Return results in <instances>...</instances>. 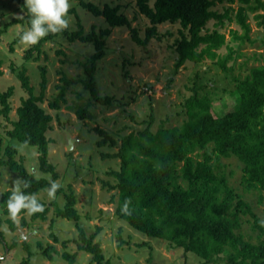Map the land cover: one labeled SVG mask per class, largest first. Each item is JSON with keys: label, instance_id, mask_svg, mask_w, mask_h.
Instances as JSON below:
<instances>
[{"label": "rangeland", "instance_id": "1", "mask_svg": "<svg viewBox=\"0 0 264 264\" xmlns=\"http://www.w3.org/2000/svg\"><path fill=\"white\" fill-rule=\"evenodd\" d=\"M85 1L100 9L106 5L121 7L118 13L127 17L142 39L146 38V30L151 27V23L140 13L136 0ZM70 4V33L82 28L84 36L93 32L100 36L103 30H111L109 35L103 37L106 41V56L97 62L94 75L99 96L110 97V105L97 102L84 84L90 79L86 67L95 53L93 43H84L79 39L71 42L67 37L58 36L43 43V53L38 62L26 61L25 52L32 46L13 43L28 25L13 24L6 27L13 19L23 17L25 11L13 0H0V31H5L0 34V70L4 73L0 78V90L7 92L11 87L15 90L9 100L12 107L10 120L0 114V161L8 159L5 154L7 147L19 142L8 137V132L13 129L12 122L18 120L17 109L22 105V100L28 98L18 74L22 68H27V75L38 96L41 92V67H46L48 86L45 100L40 105L52 116L47 132L50 140L48 160L58 173L55 181L64 189V194L56 193L54 199H50L46 191H41L37 198L44 203V209L49 210L47 220H32V214L26 211L14 221L15 230L7 222L12 219L3 213L0 206L3 220L1 230L10 247L7 249L0 241V264H20L25 261L30 264H70L62 257L64 253L77 254L74 264H96L91 254L79 249L78 225L85 230L88 238L99 231L94 243L101 245L106 260L113 264H228L221 260L207 263L194 253L175 248L168 241L149 238L119 219L115 215L118 191L114 186L117 181L110 173L119 171L121 164L119 159L105 158L104 155L118 152L122 139L133 132L138 134L149 129L157 133L161 128L181 126L187 118L185 101L194 95L196 89L200 95L213 99L217 111L232 108L234 97L231 95L237 83L233 77L243 79L251 68L264 63V29L258 26L260 20L254 18L255 14H247L251 26L250 37L254 43L247 41L241 46L231 40L232 30L243 34L235 21L225 20V26L217 28L225 33L227 40V44L217 50V54L228 55L227 45L238 51L235 60L228 63V66H233V71L227 75L216 64L217 60L179 64L180 56L176 50V43L182 38L179 23L158 26V33L143 47L133 40L129 28H111L105 18L94 16L77 1L70 0ZM239 6L237 0L234 3L224 0L213 9L224 13L232 8L234 17ZM258 13L264 11L259 10ZM215 22L210 21L207 29H216ZM12 44L14 51L10 50ZM239 53L242 55L237 56ZM66 79L69 84H66ZM62 86L66 87L67 103H62L60 110L51 109L49 102L59 97ZM79 108L89 110L92 118L78 119L75 110ZM0 109H3L1 104ZM96 128L107 131L117 144L112 146L108 143L101 147L99 142L103 137ZM68 135L73 140L71 150ZM40 153V149L34 146L23 151L17 149L15 160L21 161L20 158L24 157L27 171L36 179L53 180L52 174L40 170ZM221 169L230 185L243 194L256 215L264 220V202L259 204L257 193L245 191L241 184V163L236 158H223ZM18 177L9 167L0 166V197L11 190L12 182ZM71 192L77 198L75 208L80 215L78 223L58 217L57 207L53 205L57 203L58 208L63 209L67 201L65 193ZM23 219L28 223L27 226H23ZM250 220L249 216H242L240 232L246 239L256 243L259 231L253 229V221ZM13 244H16L14 248ZM49 246L55 247L57 251L53 252V261L44 255Z\"/></svg>", "mask_w": 264, "mask_h": 264}, {"label": "trees", "instance_id": "2", "mask_svg": "<svg viewBox=\"0 0 264 264\" xmlns=\"http://www.w3.org/2000/svg\"><path fill=\"white\" fill-rule=\"evenodd\" d=\"M20 4L25 11L21 18H15L6 27L13 24L29 25L30 17L24 0H13ZM77 1L83 8L96 17L105 18L111 28L127 27L132 33L133 40L140 46L146 47L150 40L158 33V26L166 23L177 24L182 27V38L178 41L177 52L180 56L179 64L187 61L201 63L206 59L216 61L221 71L231 75L233 66H228L235 60L236 51L227 45L228 55L221 56L217 50L227 44L225 33L217 28L225 26V20L235 21L240 25L243 34L232 30V42L245 44L251 40V26L247 21V14H255L258 26L264 29V0H237L240 4L236 15L232 17L234 9H227L220 13L213 8L224 0H136L142 15L149 19L151 27L146 30V38L142 39L136 28L126 16L119 14L121 7L112 8L106 5L103 9L85 0ZM234 3L235 0H229ZM216 21V29L210 31L207 26L210 21ZM186 31L189 33L187 35ZM5 31H0V34ZM111 33L110 29L103 30L101 35L96 33L84 36L82 28L70 33L68 28L60 33L44 37L38 44L25 52L26 61L40 60L43 53V43L54 40L58 36L69 38L71 42L79 39L84 43H93L95 53L90 58V65L86 67L89 82H84L87 89L97 102L104 105L111 104L110 97L101 98L96 88L94 75L96 64L106 56V41L104 36ZM20 36L13 44L20 42ZM13 44L10 50L14 51ZM242 55L239 53L237 56ZM1 66V62H0ZM27 68H22L18 74L23 90L28 98L22 100L17 109L18 120L12 122L13 129L8 132L10 140L23 142L29 140V146L40 149L39 166L46 174H52L53 180L58 178L54 165L49 163V144L47 132L50 129L52 116L40 104L45 100L48 78L47 68L41 67V92L37 96L31 85ZM4 75L0 70V78ZM237 82L232 91L233 107L217 111L213 99L200 95L198 89L194 95L186 99L184 112L187 116L181 126L161 128L157 133L151 130L131 133L122 139L118 152L104 155L105 158L120 160V170L110 174L116 179L114 188L118 191L115 215L129 224L133 229L149 238L168 241L175 248H181L185 253H194L207 263L225 261L228 264H264V227L261 219L254 212L253 206L244 199L229 183L225 172L221 169L223 158H236L242 165L241 184L247 192H256L259 204L264 202V63L253 67L243 79L233 77ZM77 82V81H76ZM75 82V83H76ZM66 84L69 81L66 79ZM66 87L62 86L59 97L49 102L51 109L60 110L65 98ZM14 88L7 92L0 90V114L8 120L12 111L9 100L14 95ZM80 120L91 119L92 113L86 109L75 110ZM103 137L99 142L101 147L111 143L117 144L107 131L96 128ZM7 160L0 161V166H7L22 179L31 181V187L26 193L37 195L50 186L47 179H36L30 174L21 157L15 160L17 149L10 145L6 148ZM108 184V183H106ZM64 194V189L56 192ZM11 190L0 197V206L5 215L7 200ZM66 205L58 208V217L80 221V215L75 208L77 198L74 192L65 193ZM127 198H130L131 215H123L121 208ZM42 203V202H40ZM44 206V203H42ZM48 209L32 214V220H47ZM26 211L20 213L23 216ZM242 216H249L253 221V229L258 230V241L253 243L246 239L242 232ZM250 220V221H251ZM12 230L16 229L14 221L7 220ZM3 220L0 216V241L7 249L5 234L1 230ZM28 223L23 219V226ZM80 230L79 249L93 256L96 264H113L106 260L101 245L94 243L99 233L89 238L85 230ZM16 244L12 245L14 248ZM29 250V246H26ZM55 247L49 246L44 255L53 261ZM70 264H74L77 254L64 253L62 256ZM20 264H30L28 261Z\"/></svg>", "mask_w": 264, "mask_h": 264}, {"label": "clouds", "instance_id": "3", "mask_svg": "<svg viewBox=\"0 0 264 264\" xmlns=\"http://www.w3.org/2000/svg\"><path fill=\"white\" fill-rule=\"evenodd\" d=\"M30 17L29 27L20 36L21 44L34 46L41 39L50 33L56 34L69 27V12L71 9L70 0H24ZM13 147L23 151L29 147V140L23 142H13ZM50 186L42 191H46L50 199L55 198L56 192L61 185L58 181L50 180ZM31 187V181L16 178L12 182L11 194L6 202L7 213L15 221L21 212L27 211L29 214H36L44 211V206L40 203L36 193H26V189ZM131 200L127 198L121 212L123 215H131ZM264 227V220L260 221Z\"/></svg>", "mask_w": 264, "mask_h": 264}, {"label": "water", "instance_id": "4", "mask_svg": "<svg viewBox=\"0 0 264 264\" xmlns=\"http://www.w3.org/2000/svg\"><path fill=\"white\" fill-rule=\"evenodd\" d=\"M68 140H69V150H71L73 145V140L71 139L70 135H68Z\"/></svg>", "mask_w": 264, "mask_h": 264}]
</instances>
